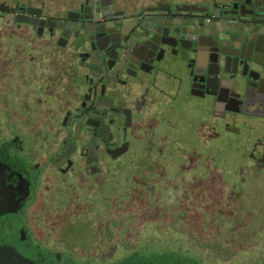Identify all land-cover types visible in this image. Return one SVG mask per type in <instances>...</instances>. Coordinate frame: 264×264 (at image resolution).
<instances>
[{
    "label": "flooded vegetation",
    "instance_id": "obj_1",
    "mask_svg": "<svg viewBox=\"0 0 264 264\" xmlns=\"http://www.w3.org/2000/svg\"><path fill=\"white\" fill-rule=\"evenodd\" d=\"M249 2L162 0L128 10L116 0H76L50 14L37 0H0V33L18 36L0 42V128L20 130L0 138V264H94L64 260L74 251L57 246V235L44 237L41 220L28 229L32 204L41 199L48 218L71 207L73 220L80 207L92 212L108 198L122 207V195L136 200L127 193H143L144 185L167 195L169 185L154 188V173L176 182L179 172L215 160L221 131L232 137L230 182L252 172L264 187V96L234 91L231 73L216 65L205 86L208 47L191 46L197 35L186 24L237 28L230 17ZM193 5L208 10L183 9ZM214 16L228 20L219 27ZM157 32L168 44L150 41ZM251 196L262 224L263 195ZM72 222L66 230L81 223Z\"/></svg>",
    "mask_w": 264,
    "mask_h": 264
},
{
    "label": "rangeland",
    "instance_id": "obj_2",
    "mask_svg": "<svg viewBox=\"0 0 264 264\" xmlns=\"http://www.w3.org/2000/svg\"><path fill=\"white\" fill-rule=\"evenodd\" d=\"M3 1L12 3L14 0ZM37 1L51 14L76 0ZM158 1L162 0H116L119 6L128 10L154 6ZM171 1L199 3L210 0ZM13 36L18 37L15 34L9 36L8 32L0 33V42L8 41L10 37L16 40ZM16 131L20 130L0 128L1 140ZM220 134L216 139V159L201 160L202 168L195 172H179L181 176L176 182L167 172L154 173L153 178H157L154 188L169 185L167 195L147 193L144 185L140 187L143 193H127L136 200L123 194L122 207L112 205L108 198L92 212L80 207L73 220L71 207L56 210L49 219L40 199L29 209L28 229L31 222L39 224L41 220L43 227L46 226L44 234H48L44 237L51 240L50 234L54 238L57 235V246L74 251L75 254L64 256L67 261L71 258L74 262L111 264L140 251L152 264H163L170 253L178 256H174L176 259H186L192 264H260L264 252L261 242L264 240V223L254 221L258 217L259 203L258 198L252 201L251 191L257 190L264 198V187L260 185L263 183L252 172H236L235 181L230 182L233 173L230 172V161H236L230 154L232 137L229 132L221 131ZM123 172L127 176L134 174L130 167ZM143 175L146 177L148 171ZM238 186H245V189ZM125 190L127 188L123 187ZM69 220L73 224L75 220L81 223L66 230ZM89 222L91 225L87 226Z\"/></svg>",
    "mask_w": 264,
    "mask_h": 264
},
{
    "label": "water",
    "instance_id": "obj_3",
    "mask_svg": "<svg viewBox=\"0 0 264 264\" xmlns=\"http://www.w3.org/2000/svg\"><path fill=\"white\" fill-rule=\"evenodd\" d=\"M249 3L250 8L248 10L243 9L241 13L238 11V13L230 17V23L234 21L237 25H240L237 28L230 26V29L219 28L210 32L208 26H205L202 22V19H199L198 22L192 19L186 24L191 27L188 28V31L197 35L196 38L192 39L191 46L198 48L208 47L207 64L203 66L205 70L203 81L205 86L208 85L212 75L209 69L212 65H216L219 71L224 69L225 72L231 73L229 77L230 88L234 91L251 90L255 94L264 96V0H250ZM183 9H191V11L208 10V8L203 9L197 5L184 6ZM214 18L219 22V27L221 22L225 23L224 21L228 20L226 18L220 19V16H214ZM212 24L214 25L215 23ZM164 36L157 32L150 41L154 42L156 47H158L160 42L168 44L169 41H165ZM160 38L163 40H160ZM202 38L213 39L215 45L206 42ZM169 44L174 46V43ZM225 46L229 48L228 51H223ZM182 48L188 51L190 47ZM188 58L190 57L187 56L184 60L188 61ZM156 60L159 61L160 59L156 57ZM229 65L230 69L228 68ZM199 67L202 66L200 65ZM222 85H225V82L219 80L218 87ZM258 103H261V101L258 100Z\"/></svg>",
    "mask_w": 264,
    "mask_h": 264
},
{
    "label": "trees",
    "instance_id": "obj_4",
    "mask_svg": "<svg viewBox=\"0 0 264 264\" xmlns=\"http://www.w3.org/2000/svg\"><path fill=\"white\" fill-rule=\"evenodd\" d=\"M134 255L133 256H129L132 253H130L129 255L124 256L122 259L125 258V261H122L123 264H152L149 260V258L147 256H145L144 254H142V252L140 251H134ZM172 255L170 253V255H167L166 259L164 260L163 264H192L191 262L187 261L186 259H180L179 258H175L178 256ZM121 259V260H122ZM120 261V260H119ZM118 262V261H117ZM194 264V263H193Z\"/></svg>",
    "mask_w": 264,
    "mask_h": 264
},
{
    "label": "crops",
    "instance_id": "obj_5",
    "mask_svg": "<svg viewBox=\"0 0 264 264\" xmlns=\"http://www.w3.org/2000/svg\"><path fill=\"white\" fill-rule=\"evenodd\" d=\"M253 120V119H252Z\"/></svg>",
    "mask_w": 264,
    "mask_h": 264
}]
</instances>
